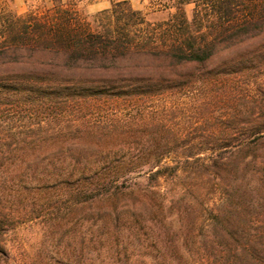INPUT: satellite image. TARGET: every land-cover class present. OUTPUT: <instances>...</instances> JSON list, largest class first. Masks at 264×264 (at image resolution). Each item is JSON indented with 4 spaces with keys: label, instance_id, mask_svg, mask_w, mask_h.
Instances as JSON below:
<instances>
[{
    "label": "rangeland",
    "instance_id": "rangeland-1",
    "mask_svg": "<svg viewBox=\"0 0 264 264\" xmlns=\"http://www.w3.org/2000/svg\"><path fill=\"white\" fill-rule=\"evenodd\" d=\"M116 2L153 24L167 17L169 0L60 7L98 31L112 23ZM53 5L0 0V47L10 45L11 23ZM47 59L0 56V220L11 216L0 226V264H208L221 201L229 219H264V35L220 54L181 89L131 100L38 98L32 88L49 75ZM231 59H241L240 71L220 68ZM154 164L177 172L150 178ZM120 165L130 171L102 181Z\"/></svg>",
    "mask_w": 264,
    "mask_h": 264
},
{
    "label": "trees",
    "instance_id": "trees-1",
    "mask_svg": "<svg viewBox=\"0 0 264 264\" xmlns=\"http://www.w3.org/2000/svg\"><path fill=\"white\" fill-rule=\"evenodd\" d=\"M52 1L49 14H29L19 26L10 24L6 47L47 55L52 69L36 80L32 91L49 100H131L181 89L203 77L220 54L264 35V0H169L163 7L166 20L156 24L145 20L140 10L116 2L110 10L112 23L98 31L62 9L60 0ZM138 16L141 29L135 28ZM6 48L0 47V56ZM241 62L231 59L219 66L236 73ZM170 168L175 175V167L151 165L149 177L165 175ZM128 171L126 165L109 167L102 181ZM226 204L221 201L212 216L205 249L208 264H264V227L250 226L263 217L242 214L229 219L220 210ZM10 217H2V228Z\"/></svg>",
    "mask_w": 264,
    "mask_h": 264
}]
</instances>
